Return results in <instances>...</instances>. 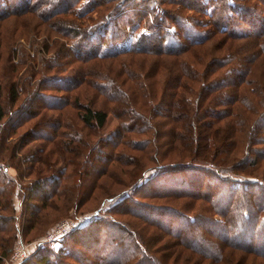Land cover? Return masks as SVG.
Instances as JSON below:
<instances>
[{"label":"trees","instance_id":"obj_1","mask_svg":"<svg viewBox=\"0 0 264 264\" xmlns=\"http://www.w3.org/2000/svg\"><path fill=\"white\" fill-rule=\"evenodd\" d=\"M53 42L67 47L69 63L49 52ZM8 62L22 66L7 87L8 111L24 108L15 127L49 123L30 160L41 164L31 172L41 199L61 185L60 195L74 193L61 183L97 166L93 190L113 165L109 176L134 182L120 202L153 227L146 237L156 254L155 263L143 229L106 216L133 240L123 252L116 238L101 246L88 232L80 251L41 246L21 264H264V0H0L1 75ZM5 111L0 100V118ZM110 113L114 132L88 142L82 127L92 136ZM155 168L174 178L146 191L154 178L139 182ZM10 195L0 189V209L12 208ZM0 246L1 261L9 244Z\"/></svg>","mask_w":264,"mask_h":264},{"label":"rangeland","instance_id":"obj_2","mask_svg":"<svg viewBox=\"0 0 264 264\" xmlns=\"http://www.w3.org/2000/svg\"><path fill=\"white\" fill-rule=\"evenodd\" d=\"M31 32L42 33L43 30L35 28L33 31H30V33ZM26 35H28V33H26ZM27 38L28 39L26 40L25 44L21 45V47H29V44L33 39H31L29 36ZM35 38H42L41 41L43 43L47 42V38L45 36H36ZM15 41L16 40L13 41L12 45H14ZM168 41H172L171 37H168ZM54 47L55 42L50 45V49L52 50H50L49 52H54L56 48V51L58 50L62 54L65 53V56L61 57L60 59L65 62V59L67 57L66 62H68L69 51L67 50V47H65V45L61 48H57V46L55 48ZM10 49L12 51V46ZM9 63L10 62L7 63L6 70L12 67L9 66L11 65ZM21 67L22 66L18 67L17 70L14 71L8 70L7 73L4 72L5 74L3 75L0 74V100L2 101V105L6 110L5 115L0 118V165H3L2 168L0 167V189H2V192H6V189L8 188L9 193L11 194L10 203L13 208L12 209L10 207H6V204H4L5 206L0 209V244H9V253L7 256L5 255L2 257L0 264H21L22 259L27 257V255L36 254V250L38 248H41V246L43 248L50 246L51 248H53V251H56V248L58 246H61V244L62 246L65 245L69 248L75 245V247L77 248L76 251H80V247H82L80 241L81 239H83L82 243H85V241L88 239L87 235L85 234L88 232H90L94 236L97 235L98 238L101 237L100 239H103L100 240L102 242L101 246L105 244V241L107 239H109L108 241H110L116 238L115 247H119L118 245H121V243L126 244V248L119 247L120 252H123L124 250L129 248L130 244L132 243V238L124 233V231H127L126 229H120L119 226L116 225L118 223H103L102 219L106 216L110 219H113L114 217V219L116 218L117 220L123 221L122 223H125L127 228L131 229L132 231H139V229H143V232L146 233L143 237L144 244L147 247L146 251L155 262L156 254L154 253V246L150 244V239L146 237L147 233L149 235V233L153 232V227L144 223L140 218L135 217V213H125L127 211L126 208L128 205L126 206V204L121 203L122 198L133 189L134 182L130 181L129 178H126L125 180L124 173L119 174L120 177H118L116 170V176H109V172H111L112 169H115L113 165L108 168L105 174L101 173L98 176L99 179L95 180L97 182L94 183L95 186L93 187V190H91L93 186L92 179L93 176H95V172L93 170L97 169V166H95L94 169H89L90 174H83V176H80L81 178H78L77 180H72L70 177H68V179H65V181L61 183L66 184L67 188L70 187L74 189V193H67L65 192V190H62L64 193L62 192V194L60 195V190L63 186L61 185L55 191L56 194H54L53 197L50 196L48 198L41 199L42 193L39 194L37 192L38 190L35 189L37 184V179L35 178L39 177L38 175H35L36 172L34 174H31L35 166H40L41 164L35 161L30 162V160L31 158L35 157L36 150H38V148L40 147L39 145H43L44 142L42 138L33 139V137H49L50 128L49 123H46L48 121L42 122L40 124H43L42 126L38 125L40 127L37 130H30L32 126L31 124L29 125V123H24L18 128L15 127V124L18 123L17 121L20 120L21 122L23 118L20 113L24 108L19 109L16 114L14 113L15 115L11 114V111H8V109L10 108L8 104L11 103V101L8 98L9 93H7V87L14 79H19L17 71ZM4 68L5 65L3 68H1L0 71H2ZM37 76L39 77L38 74ZM40 87L43 88L44 86ZM26 89L27 88H22V90H25V92ZM50 96H55V94H51ZM38 99L39 97L34 99L33 103L35 105L39 104ZM19 102L20 98L18 99V103ZM18 103L16 105H18ZM106 119L107 122L105 126L103 128L97 129L96 131H94V133H91L92 136L87 133L88 130L86 128L83 129V127L81 126L82 131L86 134L85 139L89 140L88 142L95 141L98 135H101L102 137H110V135L114 132L118 123L117 119L114 118L111 113L107 116ZM28 131H30V134L26 135ZM82 161L84 163L86 162L84 160ZM112 164L116 165L115 162H113ZM59 166L63 165H61L60 163ZM188 170L189 169L184 168L177 171V173L184 174L187 173ZM44 172L45 169L43 173ZM158 172L159 170L156 168L148 170L145 173V178L141 179L139 184L150 182V180L154 178L153 181L151 180V183L147 187L146 191L148 189H155L156 187H159V189L169 187V185L166 186L165 184H161L160 182H162V180L164 179H170V177L174 178V174L169 175L167 173L163 174L162 172L159 173L158 176H155V173ZM54 176H56L55 173ZM11 177L13 178V180L20 182V188L17 184L15 186V183L12 182ZM205 177L210 178L208 175ZM147 178H149L148 181L146 180ZM200 181L202 182V180ZM201 182L198 183L197 186V188H199V186L202 185L201 189H199L201 191H203L202 188H205V184L203 183H212L210 179L208 181H203L202 184ZM185 185H189V182H186ZM23 186L27 187L21 189ZM31 187L33 188V191L29 192V190H31ZM151 199L152 198L143 200L142 198V202L144 205L151 202H157L160 204L169 202L168 200L162 198H156L155 200ZM6 203H8V201H6ZM31 204H33V209L37 210L35 213L37 215L35 221L33 220L34 218H31L29 215V212L32 209L30 208ZM104 212L105 214H103ZM96 219H98V222L94 223ZM73 221L75 222V225L73 227H66L67 229L62 230L61 234L54 237L52 236L56 234L55 231L59 227V225H61V223L69 222L70 224ZM73 228L77 229L71 230ZM62 234L65 235L62 236ZM80 234L84 235V238ZM136 236L139 240L138 234ZM164 240L168 242V238L162 239V241ZM43 248L41 252L38 253V255L45 254V250ZM76 251L75 253H77ZM65 260L67 262H70L67 259Z\"/></svg>","mask_w":264,"mask_h":264},{"label":"built area","instance_id":"obj_3","mask_svg":"<svg viewBox=\"0 0 264 264\" xmlns=\"http://www.w3.org/2000/svg\"><path fill=\"white\" fill-rule=\"evenodd\" d=\"M70 224H69V222H63V223H61V225H59V227L55 231L56 234L54 233L55 235H52V236L54 237V236H57V235L61 234V231L69 228V226L70 227H73L75 225V222L73 221Z\"/></svg>","mask_w":264,"mask_h":264}]
</instances>
